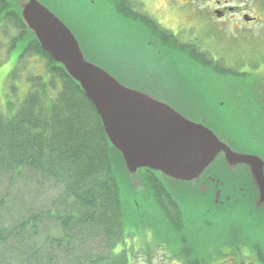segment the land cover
<instances>
[{
  "label": "trees",
  "instance_id": "trees-1",
  "mask_svg": "<svg viewBox=\"0 0 264 264\" xmlns=\"http://www.w3.org/2000/svg\"><path fill=\"white\" fill-rule=\"evenodd\" d=\"M13 5L17 0H0L1 20L9 19L18 31L9 49L22 44L18 60L36 56L44 70L24 76L21 99L17 81L29 63L16 65L7 77L0 110V264H132L128 224L163 241V252L175 264H211L219 256H234L236 264H264V239L254 226L264 227V210H255L251 198L206 205L208 220L198 222L201 215L187 222L159 179L145 171L149 198L141 203L147 207L139 211L134 205L126 212L95 109L30 36ZM179 48L201 67L225 71ZM47 188L52 194L43 202ZM231 214L240 221H230Z\"/></svg>",
  "mask_w": 264,
  "mask_h": 264
},
{
  "label": "rangeland",
  "instance_id": "rangeland-1",
  "mask_svg": "<svg viewBox=\"0 0 264 264\" xmlns=\"http://www.w3.org/2000/svg\"><path fill=\"white\" fill-rule=\"evenodd\" d=\"M36 1L60 19L74 34L90 63L102 68L123 85L130 80L134 83H146L152 79L162 81L165 86L159 89L160 94L171 93L175 97L174 103L179 106L174 105L175 107L184 109L195 121L213 131L220 140L234 143L235 151L240 152L242 132L264 131V111L249 101L254 95L250 88L255 75L259 74L257 71L264 75V7L257 2L250 8L252 15L258 17L260 22L256 28L241 25L239 28L238 23L231 22L230 19L215 21L208 28L196 19V11H202L203 7L193 5L192 12L186 8L185 25L179 24L182 27L181 42L183 46L192 47L190 45L194 41L197 47L193 57L202 56L213 62L218 69L225 70L223 74H217L201 67L192 59L187 60L183 56L171 54L155 57L154 53L143 49L141 42L144 32L140 26L125 21L122 16H116L112 0ZM16 7L18 5H13L14 9ZM138 7L134 6V9L140 13ZM153 9L157 10L156 5ZM153 9L151 8L152 11ZM164 16L169 18L166 11ZM158 21L162 22L160 19ZM13 25L9 19L0 18V110L3 111L10 85L7 77L14 67L17 65L21 69L19 64L29 63L21 72V80L17 81L20 99L27 90L23 82L24 76L33 70H44V63L36 56H29L25 61L18 60L22 44L9 49L10 39L18 35ZM251 149L257 150L253 147ZM256 153L264 160L262 151L257 150ZM109 158L126 212L134 205L139 207V211L147 207L141 203L143 193L134 184L137 178H141L142 172L140 176L138 172L129 173L123 167L120 157L113 152H110ZM213 172L225 179L224 170L216 167ZM51 194L52 191L47 188L39 200L46 202ZM200 198L184 205V219L187 222L194 223L192 221L205 214L206 202ZM203 218L208 220L204 215L198 222H203ZM229 220L239 222L240 216L231 214ZM254 226L256 234L264 239V227L260 224ZM132 227L130 224L125 227L127 244L131 246L133 253L132 264H175L163 252L167 250L163 241L156 240L150 230H137ZM147 249L152 250L147 252Z\"/></svg>",
  "mask_w": 264,
  "mask_h": 264
},
{
  "label": "water",
  "instance_id": "water-1",
  "mask_svg": "<svg viewBox=\"0 0 264 264\" xmlns=\"http://www.w3.org/2000/svg\"><path fill=\"white\" fill-rule=\"evenodd\" d=\"M17 5L15 10L19 11L30 36L64 69L95 109L110 152L120 157L129 173L138 172L140 176L142 172L141 178L134 183L143 193L142 198H149V188L143 180L146 171L159 179L180 205L184 216V205L199 197L206 205H223L230 201L223 198L222 204H215L212 198H208V191L202 194L194 185H198L200 177H205L213 168L224 170L227 176L235 172L236 166L244 164L249 167L253 207L257 211L264 210V162L260 156H243L230 150L213 131L195 121L184 109L175 107L178 105L171 93L160 94L159 89L165 86L162 81L152 79L146 83H134L130 80L123 85L90 63L74 34L36 0H17ZM244 21H249L247 16ZM145 41L144 33L141 47L154 53L155 57L164 54L183 56L172 51L150 49ZM226 176L225 179L215 173L213 176L218 189L223 192L230 186ZM136 208L139 210L138 206Z\"/></svg>",
  "mask_w": 264,
  "mask_h": 264
},
{
  "label": "flooded vegetation",
  "instance_id": "flooded-vegetation-1",
  "mask_svg": "<svg viewBox=\"0 0 264 264\" xmlns=\"http://www.w3.org/2000/svg\"><path fill=\"white\" fill-rule=\"evenodd\" d=\"M161 2H163V5ZM256 2L259 6L264 7V0H183L182 2H180V0H112V5L114 13L118 17L122 16L125 21H131L133 24L140 26L141 30L145 33V43L150 49H156L157 51L166 50L182 54V49L179 47H182L184 44L181 42L182 27L180 25H185L184 17L187 16V14L184 12L186 8H188V10L191 9L192 12L193 5L203 7L202 11L195 10L197 14L196 19L203 22L208 28H211L215 21H225L229 19L231 22L235 21L238 23L239 28L240 25L256 28L259 27L260 22L258 17L252 15L250 9ZM137 5L139 6L140 13L134 9V6ZM154 5H156L157 10L153 9ZM164 11L169 14V18H165ZM245 16H247L249 21H244ZM158 19L162 22H159ZM165 43L167 46L164 45ZM190 46L193 48L183 46L187 48L184 49L183 52L188 51L192 53V55H195V48L197 45L193 41ZM185 54L186 58L190 60L191 58L188 54ZM257 72H259V74L255 75V79L252 81V86L250 88L254 95L250 97L249 101L264 111V75H261L260 71ZM262 119L264 121V113ZM242 133V139H240L239 142V154L243 156L261 157L256 151L260 150L262 154L264 153V131H248V133L244 131ZM226 144L230 150H234V143L227 142ZM251 147L257 150H252ZM248 173V166L244 164L236 166L235 172H232L231 175L227 174L226 176L228 180L227 183H229L230 186L229 189H225L224 192L222 189H218L217 180L213 177V170L208 171L205 177H200V182L198 185L194 186L197 187L202 194L208 191L210 194L208 198H212L215 204H222L223 202L221 199L223 198L225 201H230L231 199H236L235 201L247 200L252 197L251 181ZM234 258V256L213 257L211 259V264H236Z\"/></svg>",
  "mask_w": 264,
  "mask_h": 264
}]
</instances>
